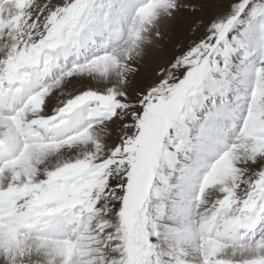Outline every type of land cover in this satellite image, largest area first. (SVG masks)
<instances>
[{"label":"snow or ice","instance_id":"6c2138e0","mask_svg":"<svg viewBox=\"0 0 264 264\" xmlns=\"http://www.w3.org/2000/svg\"><path fill=\"white\" fill-rule=\"evenodd\" d=\"M0 264H264V0H0Z\"/></svg>","mask_w":264,"mask_h":264}]
</instances>
